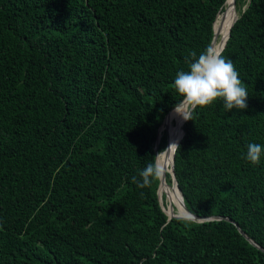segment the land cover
I'll return each mask as SVG.
<instances>
[{
  "label": "trees",
  "instance_id": "trees-1",
  "mask_svg": "<svg viewBox=\"0 0 264 264\" xmlns=\"http://www.w3.org/2000/svg\"><path fill=\"white\" fill-rule=\"evenodd\" d=\"M224 7L0 0V264H264L232 222L168 219L158 177L143 189L132 181L183 100L176 72L210 48ZM235 9L220 53L247 108H196L173 170L190 212L228 217L264 249V158H243L249 142L264 144V0Z\"/></svg>",
  "mask_w": 264,
  "mask_h": 264
},
{
  "label": "clouds",
  "instance_id": "clouds-1",
  "mask_svg": "<svg viewBox=\"0 0 264 264\" xmlns=\"http://www.w3.org/2000/svg\"><path fill=\"white\" fill-rule=\"evenodd\" d=\"M187 64L186 70L176 72L173 82L175 91L184 99L185 109L178 112L184 120L193 121L196 108L211 105L216 101L222 102L225 112L247 108L248 90L239 78V72L231 59L207 48L199 54L190 51ZM170 146L179 147L175 143ZM243 158L250 164L260 163L264 158V144L249 142ZM160 175L155 157V162L147 163L139 170L138 176L132 177V181L138 188L143 189L150 186Z\"/></svg>",
  "mask_w": 264,
  "mask_h": 264
},
{
  "label": "bare ground",
  "instance_id": "bare-ground-1",
  "mask_svg": "<svg viewBox=\"0 0 264 264\" xmlns=\"http://www.w3.org/2000/svg\"><path fill=\"white\" fill-rule=\"evenodd\" d=\"M232 1L233 0H227L226 1L225 7H224L225 12L217 20V23L215 24V28H214L215 39H214V42L211 46V49L214 51H217V52H220L221 48L223 47L224 42L227 38L229 29H230L232 23L234 22V20L236 19L237 15H238L235 7L232 6ZM176 109H177V111H176ZM184 109H185V104H184V100H183L179 106L174 108L167 115V117L164 120L163 125L160 128L159 140L162 137L161 134L163 133V131H166L167 125L170 123V121L174 120V122H175V131H174L173 135L171 137H169V135L167 134L166 148L161 150V151H157V154H156L157 166L160 169L161 175H163V173H164L165 178H166V174L170 175V165L172 163V154H173V150L175 148V146H170V145H172L174 143L177 144V142L179 141V139L182 135L181 125L184 122V119L178 112H182ZM170 179H171L172 185H170L166 180L167 184L166 185L162 184L159 187V195H160L161 201H162V195L165 192V197H166L168 203H170L167 209L165 208L164 204L162 206L164 207L165 212L167 214L175 213L177 215L186 217L189 215V213L184 210L185 208L181 204V195L179 193V190L177 189V187L173 183L172 178H170ZM173 206H175V208L179 211V214L174 211ZM185 207H186V205H185Z\"/></svg>",
  "mask_w": 264,
  "mask_h": 264
},
{
  "label": "water",
  "instance_id": "water-1",
  "mask_svg": "<svg viewBox=\"0 0 264 264\" xmlns=\"http://www.w3.org/2000/svg\"><path fill=\"white\" fill-rule=\"evenodd\" d=\"M226 1L227 0H225V3H226ZM235 4H236V0H233L232 1V6H234L235 7ZM220 13H218L217 14V16L219 15ZM217 16H216V18H217ZM216 18H215V21H216ZM237 18H238V15H237V17H236V19L234 20V22L237 20ZM215 21H214V23H215ZM234 22L232 23V25L234 24ZM232 25H231V27H232ZM230 27V28H231ZM229 31H230V29H229ZM228 36H229V32H228V35H227V38H226V40H225V42H224V45H223V47L221 48V50H220V52L222 51V49L225 47V44H226V41H227V39H228ZM214 39H215V31H214V24H213V39H212V41H211V44H210V48H211V46H212V44H213V42H214ZM219 52V53H220ZM184 100V99H183ZM182 100V101H183ZM182 101L178 104V105H176L175 107H173L170 111H172L174 108H176L177 106H179L181 103H182ZM169 111V112H170ZM168 112V113H169ZM168 113L166 114V116L168 115ZM166 116H165V118H166ZM165 118H164V120H165ZM164 120H163V122H162V124L160 125V127H159V129H158V135H157V140L156 141H158L159 140V137H160V128H161V126L163 125V123H164ZM185 121V120H184ZM184 123V122H183ZM183 123H182V125H183ZM182 125H181V130H182ZM167 131H166V136H167ZM183 136V130H182V135H181V137ZM181 137H180V139H181ZM180 139H179V141H180ZM179 141L177 142V144L179 143ZM175 148H176V146H175ZM175 148H174V150H173V154H172V163H171V165H170V178H172V180H173V183L175 184V186L177 187V189L179 190V193H180V195H181V204H182V206L185 208H183L185 211H187L188 213H189V215L188 216H186V217H184V216H180V215H177V214H175V213H173V214H167L166 212H165V209H164V207L162 206V201H161V198H160V195H159V192L157 191V196H158V200H159V204H160V206H161V208H162V210L165 212V214L168 216V219H170V218H172V217H176V218H181V219H190V220H193V221H196V222H204V221H211V220H220V219H224V220H227V221H229V222H232L237 228H238V230L240 231V233L252 244V245H254L255 247H257L258 249H261L262 251H264V249L263 248H261L256 242H254L252 239H250L240 228H239V226H238V224L236 223V222H234L233 220H231L230 218H228V217H225V216H217V215H212V216H198V215H196V214H194V213H192V212H190L186 207H185V204H184V200H183V196H182V193H181V191H180V189H179V187H178V185H177V181H176V178H175V175H174V170H173V167H174V151H175ZM154 150H155V157H156V154H157V145H155V147H154ZM158 180H159V185H158V188L160 187V185H162V184H167L166 183V178L164 177V173H163V175H160L159 177H158Z\"/></svg>",
  "mask_w": 264,
  "mask_h": 264
},
{
  "label": "rangeland",
  "instance_id": "rangeland-1",
  "mask_svg": "<svg viewBox=\"0 0 264 264\" xmlns=\"http://www.w3.org/2000/svg\"><path fill=\"white\" fill-rule=\"evenodd\" d=\"M236 11H237V14H239L237 9H236ZM166 131H167L169 137H171L173 135V133L175 131V122H174V120H171L170 123L167 125ZM166 131H163V133L166 134ZM159 141H161V140H159ZM159 141H156V143H155V145H157V151H159V149H160L159 148V143H160ZM157 191H158V187H157ZM163 204H164V206H165L166 209L168 208V206L170 204V203H168L166 197L165 198L162 197V205ZM173 208H174V211L175 212L177 211L178 214H179V211L175 208V206H173Z\"/></svg>",
  "mask_w": 264,
  "mask_h": 264
}]
</instances>
